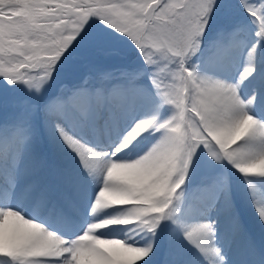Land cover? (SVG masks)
Returning <instances> with one entry per match:
<instances>
[{"label": "snow or ice", "instance_id": "snow-or-ice-1", "mask_svg": "<svg viewBox=\"0 0 264 264\" xmlns=\"http://www.w3.org/2000/svg\"><path fill=\"white\" fill-rule=\"evenodd\" d=\"M222 3L229 0H0V78L8 85L23 83L39 95L58 73H81L74 62L63 66L64 61L94 22L126 37L146 66L145 72L88 75L85 83L94 80L95 86L61 90L46 101L9 109L10 120L0 125V264H149L165 221L180 228L207 264L223 261L215 243V220L188 223L178 218L182 188L198 152L206 151L217 163L226 161L245 178L264 177V120L249 111L253 104L264 103V84L260 97L242 90L257 71L256 45L234 83L203 77L189 65ZM237 6L256 26L257 41L264 39V0H237ZM230 23L225 19L218 25L225 53ZM142 76L170 106L167 119L136 120L111 153L65 130L66 119L96 134L118 126L148 102ZM41 117L85 170L101 177L78 234H58L47 220L29 218L10 206L13 196H23L57 213L71 207L70 193L42 187L37 179L25 184L20 178L19 165ZM157 132L161 135L135 158H120ZM23 172L34 175L29 167ZM218 183L203 191L219 197ZM12 186L20 190L13 193ZM257 213L264 222V208ZM114 226H126L133 238L103 234ZM145 235L151 239L138 243Z\"/></svg>", "mask_w": 264, "mask_h": 264}, {"label": "bare ground", "instance_id": "bare-ground-1", "mask_svg": "<svg viewBox=\"0 0 264 264\" xmlns=\"http://www.w3.org/2000/svg\"><path fill=\"white\" fill-rule=\"evenodd\" d=\"M233 33L235 35H232ZM244 33L246 32H243L239 28L226 33L224 40L228 48L227 53L222 50L219 44L220 33H218L214 41H212V44L199 52L192 66L195 68L196 72L203 77L213 78L214 75H217L220 78L219 80L224 79V81L234 83L240 78V74L247 63L246 58L249 49L255 44L254 63L256 64L257 71L253 73V77H250L244 82L242 90L246 95L251 93L252 95L260 97L259 86L264 84V39H259V41H257L255 35L249 36ZM245 46H247V49L243 50L246 48ZM81 86V84L69 86L65 82H61L58 85L60 88H58V90L79 88ZM58 90L56 87L45 90V92L41 94V99L35 101V103L54 98L56 95H59L57 94ZM147 91L149 93L148 102L138 106L131 115L121 120L118 126L103 132L101 137H99L100 134L93 133L77 126L72 119H66L64 121V128L72 136L81 139L87 144L89 143L88 135H92L90 140L94 143V148L111 153L112 148L117 143L122 142L121 138L124 137V134L131 128L136 120L156 116L160 121H164L171 115L170 111L161 107L158 96L154 94L151 89H147ZM260 98L264 100V97ZM32 103H34V101H26L24 104L28 106ZM249 111L251 114L264 120V103L259 105L253 104L250 106ZM108 131H111L113 135L111 136ZM160 135L161 133L159 132H157L155 136L146 135L145 138L133 148L136 149L134 150L133 158ZM199 153L201 154V152ZM126 154L127 152L122 153L120 158L130 159ZM225 164L230 170L238 173L230 164L227 162ZM25 167L34 169V175H25L23 172ZM19 169L20 178L25 184L31 182L33 179H37L42 187L52 188V181L49 179L50 175H52L54 181H56L54 189L58 193L67 192L71 194L72 204L70 208H73L74 200L81 203L85 208L90 198H92L94 191L98 190L101 184L100 175L89 174L81 165V161L77 154L65 145L54 130L45 125L42 117L36 135L24 159L19 165ZM44 172L47 173L45 178L43 177ZM212 178L213 179L210 177L204 178L205 184L198 182L191 190V194L190 192L187 193L186 203L182 205V202H180L178 218L182 222L188 223L215 220L217 229L215 243L216 246L221 249V255L224 258L223 261L226 257V260L231 264H247V257H251L255 262L260 263V261L257 260L258 256L256 255L255 249L248 245V240L250 238L248 231L254 234V237L257 238L260 243H263L264 222L260 221L257 216V210L253 209L254 207L245 205L244 198L252 192L257 194L260 198L264 197V189L259 187V184L264 187V177L245 178L239 174V183L236 184L238 178L235 182L234 180L232 182V193L228 196H223L225 195L223 193L218 203L214 193L210 194L203 190L206 189L205 186L209 187L214 181H218V184H224L225 180L221 175L218 177L213 176ZM19 190L18 186L10 187V191L13 193ZM231 198L235 199L233 204L229 201ZM225 199L227 200V207H225ZM213 200L215 201L214 204ZM33 204L37 203L31 198L13 196L12 206L18 211L23 212L29 218H34V214L32 212L28 213L26 210L31 208ZM44 209L47 212L50 211L45 207ZM42 220L47 219L43 218ZM162 228V231H157L158 246L149 264H155L156 262L160 264L159 262L167 257H174L172 261L178 262L179 264H207V261L200 253L184 240L183 234L177 225L172 224L171 221H165ZM102 231L107 237L120 239L131 240L134 235L126 226H114L111 229ZM223 237L231 240L232 244L230 247L221 242V238ZM148 239H151V237L145 235L137 242L143 244L147 242ZM165 245L168 247L170 246V249L167 250L166 247L165 250ZM261 248L264 249V246H261Z\"/></svg>", "mask_w": 264, "mask_h": 264}, {"label": "rangeland", "instance_id": "rangeland-1", "mask_svg": "<svg viewBox=\"0 0 264 264\" xmlns=\"http://www.w3.org/2000/svg\"><path fill=\"white\" fill-rule=\"evenodd\" d=\"M250 3H259V0H250ZM224 5L225 4L222 3L220 9H222ZM230 5L238 7L237 0H229V3L225 6V9H222V11L219 10L216 13V17L213 23L215 22L216 19L220 18V20H225L232 16L233 18L231 19L230 26L225 30L226 33L239 28L243 32H246L244 33L245 35H249V36L255 35L256 26L251 21V18L248 17L247 13L242 11L241 14H238L237 10H233V12L227 10L226 7H230ZM93 24L95 25V22ZM93 27L94 26L92 25L91 28ZM94 28L99 30L100 33L103 35L105 26L102 25L100 27H94ZM220 31L221 30L219 27H216L214 29L210 37L211 40H209L207 45L201 48L199 51H197L196 54L191 56L189 60L190 66H192L193 65L192 63L196 61V57L199 54V52L204 48H206L207 46H209L210 44H212V41H214L216 35L220 33ZM102 37L104 38L105 42L103 41L96 42V47L95 45L93 47L94 51H91L86 56V58H84V56H74L70 53H67L68 59L64 61L63 66H66L69 62H74L78 66V68L82 70L81 73H77L71 76L67 75L63 71L58 73L55 76L54 80L45 84L43 90L39 95H37L34 91L29 92L28 87L23 83L8 85L6 81L3 80V78H0V125H3L6 121L10 120L9 109L19 105L26 106V104H24L26 103V101H32V102L34 101V103L35 101H39L41 99V94H43L45 90H48L52 87H56V89L58 90L59 88L58 85L61 82H65L70 86V85H74L76 82H81L82 79H85L88 75H92L95 71L98 72L99 70H103V72H113L114 69H117V71H121L120 69L124 67L126 62H128L129 64L132 63L138 65L144 64L143 60L139 56V53L136 51L135 47L126 37H122L121 35L114 32L110 33V35L108 36L103 35ZM245 47L246 48H244L243 50L247 49V46ZM136 55H138V58L136 57ZM128 63L127 65H129ZM143 67H144L143 70L146 71V66L144 65ZM213 79H220V78L219 76L214 75ZM221 80L224 81V79ZM141 81L143 82L145 88H147L148 90L151 89V91L154 92V94H156V90L152 88L151 84L148 82L147 76H142ZM225 82L230 83V81H225ZM158 100L162 108L171 112L170 106L164 105L162 103L161 98H159V96H158ZM194 163L198 167L197 169H199L200 171L193 173L191 167L188 174V179L182 188L183 192H186L191 188L192 180L198 181L203 178H208L210 176L209 173H211L215 177H218L220 175L223 176V179L225 180L224 184L226 185L227 188L230 187L233 180L234 182L236 181L235 177L236 179L238 178V182L236 184H238L240 181L239 173H235L234 171L230 170L225 164L226 161L217 163L208 156V153L206 151L201 152V154L198 152L197 155L193 158V164ZM259 187L264 189V187L260 186V184ZM244 199H245L244 200L245 205L249 207H254L253 209L257 210L258 207L259 208L264 207V197L260 198L254 192L245 196ZM257 216L259 217V215Z\"/></svg>", "mask_w": 264, "mask_h": 264}, {"label": "trees", "instance_id": "trees-1", "mask_svg": "<svg viewBox=\"0 0 264 264\" xmlns=\"http://www.w3.org/2000/svg\"><path fill=\"white\" fill-rule=\"evenodd\" d=\"M225 6L224 5L222 7V9H225ZM227 10H230L233 12V10H237V13L238 14H241L242 13V10L238 7H235L233 5H230V7H226ZM222 9H220L222 11ZM226 11V10H225ZM231 17H229L227 20L231 21ZM93 20H96V18H94ZM222 20L219 19H216L215 22L212 24V28L207 31L205 33V36H204V39L202 41L205 42L208 38H209V34L211 33L212 29L214 28V26L216 24H220ZM94 27H100L102 26L101 23H98V22H95V25L92 24ZM89 28L88 31L84 34L83 38L82 39H78V42H76L71 48H70V51H68V53L74 55V56H84V58H86V56L91 52V51H94V45L96 47V42L98 41H103L105 42L104 38L102 37L103 35L105 36H108L110 35L111 30L108 29L106 26H105V29L103 31V35L100 33L99 30L95 29V28ZM201 43V44H202ZM136 57L138 58V55H136ZM193 170H195V172H198L199 169H197L198 167L195 165V163L193 164Z\"/></svg>", "mask_w": 264, "mask_h": 264}]
</instances>
